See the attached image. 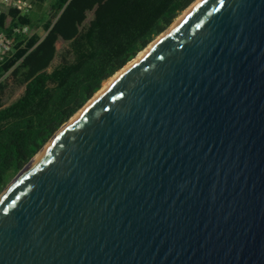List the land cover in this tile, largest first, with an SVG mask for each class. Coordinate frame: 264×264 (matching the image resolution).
Masks as SVG:
<instances>
[{
	"label": "water",
	"instance_id": "water-1",
	"mask_svg": "<svg viewBox=\"0 0 264 264\" xmlns=\"http://www.w3.org/2000/svg\"><path fill=\"white\" fill-rule=\"evenodd\" d=\"M167 30L2 194L0 264H264V0Z\"/></svg>",
	"mask_w": 264,
	"mask_h": 264
},
{
	"label": "trees",
	"instance_id": "trees-1",
	"mask_svg": "<svg viewBox=\"0 0 264 264\" xmlns=\"http://www.w3.org/2000/svg\"><path fill=\"white\" fill-rule=\"evenodd\" d=\"M195 1L33 0L28 13L0 4V31L14 43L0 61V195L112 76ZM19 26L33 32H16Z\"/></svg>",
	"mask_w": 264,
	"mask_h": 264
},
{
	"label": "built area",
	"instance_id": "built-area-1",
	"mask_svg": "<svg viewBox=\"0 0 264 264\" xmlns=\"http://www.w3.org/2000/svg\"><path fill=\"white\" fill-rule=\"evenodd\" d=\"M0 4L12 6L20 9L22 13H28L33 8V0H0ZM16 32L32 33L33 30L29 26H19ZM13 40L3 31H0V61L7 56L13 49Z\"/></svg>",
	"mask_w": 264,
	"mask_h": 264
},
{
	"label": "bare ground",
	"instance_id": "bare-ground-1",
	"mask_svg": "<svg viewBox=\"0 0 264 264\" xmlns=\"http://www.w3.org/2000/svg\"><path fill=\"white\" fill-rule=\"evenodd\" d=\"M199 1H200V0H196L195 3H193V5H191L190 7L192 8V7H193L197 2H199ZM190 7H189L187 10H185L184 13H183V14H182V15H181V16H180V17H179V18L173 23V25L170 27V29L173 28V27H174V26H175V25H176V24H177V23H178V22H179V21H180V20H181V19H182V18H183V17H184V16H185L190 10H191ZM170 29H169V30H170ZM169 30H167V32H168ZM158 39H159V38H158ZM156 40H157V39H156ZM156 40H154V42H155ZM154 42H153V43H154ZM153 43H152V44H153ZM152 44H151V45H152ZM151 45H150V46H151ZM150 46H148L144 51L140 52V53L136 56V58H135L134 60H132L131 62H129V63L123 68V70H124L127 66H129L133 61H135V60H136V59H137L142 53H144V52H145ZM123 70H122V71H123ZM122 71H121V72H122ZM121 72H119V73H121ZM119 73H118V74H119ZM116 76H117V75H115V76H113L112 78H110V79L104 84L103 88H104V87H105V86H106L111 80H113ZM103 88H102V89H103ZM102 89H101V90H102ZM98 93H99V92H98ZM96 95H97V94H96ZM94 97H95V96H94ZM92 100H93V99H92ZM92 100H90L89 102H87V103H86V104H85V105H84V106H83V107H82V108H81V109H80V110H79V111H78V112H77V113H76V114L70 119V121H71V120H72V119H73V118H74V117H75V116H76V115H77L82 109H84V108H85V107H86V106H87ZM70 121H69V122H70ZM69 122H68V123H69ZM65 125H66V124H65ZM46 146H47V145H46ZM38 155H39V154H38ZM36 157H37V156H35V157L31 160V162L34 161ZM31 162H29V163L23 168V170H24V169H25V168H26ZM23 170L20 172V174L23 172ZM20 174H19V175H20ZM19 175H18V176H19ZM18 176H17V177H18ZM17 177L15 178V180L17 179ZM15 180H14V181H15ZM14 181H13V182H14ZM13 182H12V183H13ZM8 188H9V187H7V188L3 191V193H4ZM3 193H2V194H3ZM2 194L0 195V197L2 196Z\"/></svg>",
	"mask_w": 264,
	"mask_h": 264
},
{
	"label": "rangeland",
	"instance_id": "rangeland-1",
	"mask_svg": "<svg viewBox=\"0 0 264 264\" xmlns=\"http://www.w3.org/2000/svg\"><path fill=\"white\" fill-rule=\"evenodd\" d=\"M191 5H192V4H191ZM191 5H190V6H191ZM190 6H189V7H190ZM189 7H188V8H189ZM188 8H187V9H188ZM187 9H186V10H187ZM183 13H184V12H183ZM183 13H182V14H183ZM182 14H181V15H182ZM181 15H180V16H181ZM38 16H39V15H37V14H33V17L36 18V19H37ZM180 16H179V17H180ZM179 17H178V18H179ZM178 18H177V19H178ZM177 19H176V20H177ZM176 20H175V21H176ZM175 21H174V22H175ZM174 22H173V23H174ZM172 25H173V24H172ZM172 25H171V26H172ZM39 33H40V34H44V29L41 28V29L39 30ZM19 174H20V173H19ZM19 174H18V175H19ZM18 175H17V176H18ZM17 176H16V177H17ZM16 177H15V178H16ZM15 178L11 181V183H10L7 187H9V186L12 184V182L15 180ZM7 187H6V188H7Z\"/></svg>",
	"mask_w": 264,
	"mask_h": 264
}]
</instances>
